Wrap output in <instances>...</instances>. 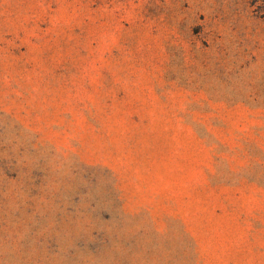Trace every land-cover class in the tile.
<instances>
[{
	"label": "rangeland",
	"instance_id": "rangeland-1",
	"mask_svg": "<svg viewBox=\"0 0 264 264\" xmlns=\"http://www.w3.org/2000/svg\"><path fill=\"white\" fill-rule=\"evenodd\" d=\"M0 264H264V0H0Z\"/></svg>",
	"mask_w": 264,
	"mask_h": 264
}]
</instances>
